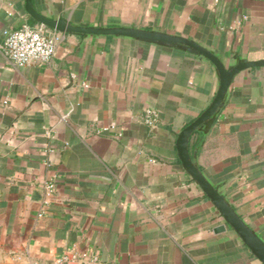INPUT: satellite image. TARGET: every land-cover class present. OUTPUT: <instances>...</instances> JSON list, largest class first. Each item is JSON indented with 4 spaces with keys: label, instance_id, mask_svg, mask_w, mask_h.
<instances>
[{
    "label": "crops",
    "instance_id": "0c3cea01",
    "mask_svg": "<svg viewBox=\"0 0 264 264\" xmlns=\"http://www.w3.org/2000/svg\"><path fill=\"white\" fill-rule=\"evenodd\" d=\"M33 6L73 26L190 38L228 68L264 60V0ZM24 24H42L26 0H0V264H54L71 250L74 264H91L94 254L106 264H264L179 156V134L217 94L216 66L181 43L45 25L62 37L53 59L16 67L2 50L3 31ZM147 108L157 112L155 126ZM188 151L264 242V65L234 76Z\"/></svg>",
    "mask_w": 264,
    "mask_h": 264
},
{
    "label": "water",
    "instance_id": "95a60500",
    "mask_svg": "<svg viewBox=\"0 0 264 264\" xmlns=\"http://www.w3.org/2000/svg\"><path fill=\"white\" fill-rule=\"evenodd\" d=\"M26 11L38 22L60 31L128 35L166 43L175 42L185 44L193 50L204 55L216 66L220 75V85L217 94L208 109L205 110L196 120L186 126L179 134L177 141L179 156L184 167L214 202L226 222L232 226L234 230H236L244 242L249 246L251 251L264 263V242L262 239L250 227H248V225L241 219V217L236 213V211L231 207L226 199L220 194L218 189L203 174V172L193 162L188 151V142L191 134L200 125L210 121L215 116L219 108L222 106L224 96L234 76L245 68L264 65V60L241 61L235 66L228 68L212 51L190 38L167 34L164 32L142 30L130 27L100 28L73 26L68 24L63 19H51L36 11L33 6V0H26ZM225 229L226 225L221 224L216 226L214 231L220 232L224 231Z\"/></svg>",
    "mask_w": 264,
    "mask_h": 264
},
{
    "label": "built area",
    "instance_id": "2783aa9c",
    "mask_svg": "<svg viewBox=\"0 0 264 264\" xmlns=\"http://www.w3.org/2000/svg\"><path fill=\"white\" fill-rule=\"evenodd\" d=\"M4 42L2 50L8 60L16 67L27 65H44L50 62L61 41V34L58 31H48L44 24L32 26L24 24L16 29H5L3 31ZM87 86V84L84 83ZM146 122L150 126H155L157 112L153 108L146 109ZM112 125L103 127L97 133L108 131ZM56 184L54 180L44 182L46 203L55 193ZM40 216L42 214H39ZM79 260V253L76 250L65 252L63 255L54 259V264H74ZM91 264H106L101 261L98 255L94 254L90 258Z\"/></svg>",
    "mask_w": 264,
    "mask_h": 264
},
{
    "label": "trees",
    "instance_id": "16d2710c",
    "mask_svg": "<svg viewBox=\"0 0 264 264\" xmlns=\"http://www.w3.org/2000/svg\"><path fill=\"white\" fill-rule=\"evenodd\" d=\"M32 21L34 22L35 20L32 19Z\"/></svg>",
    "mask_w": 264,
    "mask_h": 264
}]
</instances>
